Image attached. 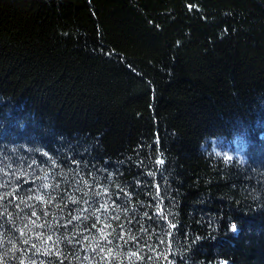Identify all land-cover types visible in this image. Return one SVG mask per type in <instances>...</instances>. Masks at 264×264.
Wrapping results in <instances>:
<instances>
[{
  "label": "trees",
  "instance_id": "16d2710c",
  "mask_svg": "<svg viewBox=\"0 0 264 264\" xmlns=\"http://www.w3.org/2000/svg\"><path fill=\"white\" fill-rule=\"evenodd\" d=\"M0 264H264V0H0Z\"/></svg>",
  "mask_w": 264,
  "mask_h": 264
},
{
  "label": "snow or ice",
  "instance_id": "6c2138e0",
  "mask_svg": "<svg viewBox=\"0 0 264 264\" xmlns=\"http://www.w3.org/2000/svg\"><path fill=\"white\" fill-rule=\"evenodd\" d=\"M233 228H234V226H233Z\"/></svg>",
  "mask_w": 264,
  "mask_h": 264
}]
</instances>
